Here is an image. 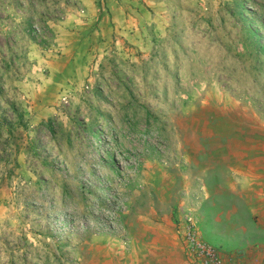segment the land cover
<instances>
[{"label": "rangeland", "instance_id": "obj_1", "mask_svg": "<svg viewBox=\"0 0 264 264\" xmlns=\"http://www.w3.org/2000/svg\"><path fill=\"white\" fill-rule=\"evenodd\" d=\"M233 155L264 169V0H0V264H184L189 222L239 264Z\"/></svg>", "mask_w": 264, "mask_h": 264}, {"label": "crops", "instance_id": "obj_2", "mask_svg": "<svg viewBox=\"0 0 264 264\" xmlns=\"http://www.w3.org/2000/svg\"><path fill=\"white\" fill-rule=\"evenodd\" d=\"M225 158L218 161L216 176L218 184L224 183L227 188L218 191L219 193L224 192L226 203H224L223 208L255 211L258 214L259 224L264 225V169H257V165L245 160L244 158H247L246 155H233ZM237 179H239L241 192L236 190ZM236 199H240L246 205H235ZM159 224L162 225L161 223ZM161 231L164 232L163 229ZM164 236H168L171 239L172 235L169 233ZM233 252L228 255L233 254L231 259H235V262L238 261L239 264H264V239H254L249 242L248 246L241 248L240 252ZM97 254L96 252L95 259L91 264H176L177 262L176 258H173L175 254L168 249L163 250V247L156 250L143 249L142 252L127 253V256L122 255L117 258L113 257V259L108 258L109 252L106 250L103 251L105 259Z\"/></svg>", "mask_w": 264, "mask_h": 264}, {"label": "built area", "instance_id": "obj_3", "mask_svg": "<svg viewBox=\"0 0 264 264\" xmlns=\"http://www.w3.org/2000/svg\"><path fill=\"white\" fill-rule=\"evenodd\" d=\"M185 229L189 259L184 264H236L225 261L219 251L197 233L194 223L189 222Z\"/></svg>", "mask_w": 264, "mask_h": 264}]
</instances>
